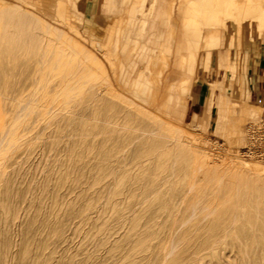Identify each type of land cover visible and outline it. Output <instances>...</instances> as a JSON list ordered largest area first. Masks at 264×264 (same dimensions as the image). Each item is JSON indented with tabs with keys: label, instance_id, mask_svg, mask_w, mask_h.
Returning a JSON list of instances; mask_svg holds the SVG:
<instances>
[{
	"label": "rangeland",
	"instance_id": "374dc122",
	"mask_svg": "<svg viewBox=\"0 0 264 264\" xmlns=\"http://www.w3.org/2000/svg\"><path fill=\"white\" fill-rule=\"evenodd\" d=\"M0 1V264H264V0Z\"/></svg>",
	"mask_w": 264,
	"mask_h": 264
},
{
	"label": "bare ground",
	"instance_id": "6f19581e",
	"mask_svg": "<svg viewBox=\"0 0 264 264\" xmlns=\"http://www.w3.org/2000/svg\"><path fill=\"white\" fill-rule=\"evenodd\" d=\"M110 1H112V0H105V4H108ZM121 1V0H120ZM168 2H170L171 4H174V3H177L176 4V6H170L169 7V11L168 12H174L176 15H174L175 17H179V18H181L182 17V15L183 14H186V13H189V10L190 11H194V12H196V13H199V11H205L206 9L207 10H210V8H211V10H213V4L216 2V1H218V0H167ZM220 2L221 1H225V0H219ZM187 5H191L190 6V8L188 9V7H187ZM212 5V6H211ZM7 6V4L5 5V4H3V3H1V1H0V26H2V24L3 25H5V26H10L11 25V21H12V18H16V21H17V23L15 24V25H17V26H22V24L20 23L21 22V18H20V15H18V16H16L14 13H11L10 11H8V8L6 7ZM210 7V8H209ZM217 7V6H216ZM216 7H214V12H218V11H220V12H223V13H221V14H224V12L226 11L224 8H216ZM175 17H173V18H171L165 25H166V31H167V33H168V35H171L172 33L174 34V31H176V21H175ZM12 26H14V25H12ZM48 27V26H47ZM58 30L60 31V32H63L64 33V36L66 37H70V35H68L66 32H64L63 30H61V29H59L58 28ZM63 33H62V35H63ZM72 38V37H71ZM73 43L75 44V45H77L79 48H82L85 52H86V55H84V57L85 58H87V59H89V60H96L95 59V56H94V54H93V52L91 51V50H89V49H87L86 47H83L82 46V44L79 42V41H77L76 39H74L73 38ZM243 51L244 50H242L241 48L238 50V52H237V54H236V59L237 60H241L242 58H244V53H243ZM215 55H217V51H215ZM233 58V57H232ZM229 60L231 61V58H229ZM96 61H98V60H96ZM149 68L150 67H152L153 66V64L152 63H150L149 65H147ZM141 78V81L143 82L144 80H145V78L146 77H144V76H142V77H140ZM168 79H170L171 78V75L169 74L168 75V77H167ZM107 80V83L109 84V81H108V79H106ZM142 82H140L141 84H142ZM140 87V89L142 90V91H144L145 90V87L144 86H142V85H140L139 86ZM108 86L107 87H105V86H103V87H96V88H94V90L91 92V93H94V92H97V93H99L100 92V94H101V92H103V91H105V92H107L108 90ZM97 90V91H96ZM103 94H105V93H103ZM98 97H99V95H97ZM95 97V96H94ZM96 98V97H95ZM94 98V99H95ZM28 109H29V105H28V103L26 104V103H24V105H22V107H20L19 108V110H18V113H17V117L19 118V117H21L22 115H24V112L25 111H28ZM18 118L17 119H15V121H17L18 120ZM13 144H10L9 142H8V138H7V136L5 135V134H3V135H0V155H2L3 156V154L5 155V153L10 149V147H13L12 146ZM251 196V195H250ZM252 197V196H251ZM250 198V197H249ZM260 198V197H259ZM253 199V198H252ZM255 199V198H254ZM250 200V199H249ZM259 201L260 200H257L256 199V201H253V202H255V204H253L252 205V207H253V209H254V218H253V220L254 219H256L257 221L258 220H261L262 219V217L264 218V204L262 203V201H261V203H262V205H261V203H259ZM263 201H264V199H263ZM234 206V205H233ZM232 206V209L235 211L236 209H237V207H233ZM249 209H250V207H248ZM242 209V208H241ZM238 210V209H237ZM196 211V207L194 206L193 208H192V214H193V212H195ZM240 211V210H239ZM237 212V211H236ZM251 213V212H250ZM235 214V213H234ZM233 215V214H232ZM238 217H239V215H238ZM236 220H237V215L235 214V216L233 215V217H232V219H231V222H233V223H235L236 222ZM255 220V221H256ZM263 222V221H262ZM255 223V222H254ZM253 224V223H252ZM233 225V224H232ZM262 225V224H261ZM231 227V226H230ZM256 228V227H255ZM241 237V236H240ZM256 239V238H255ZM179 245V244H178ZM177 245V246H178ZM179 247V246H178ZM180 248H181V246H180ZM169 252H171V251H169ZM264 257V256H263ZM259 258V257H258ZM261 262H262V260H261ZM174 263V261L172 262V264Z\"/></svg>",
	"mask_w": 264,
	"mask_h": 264
},
{
	"label": "crops",
	"instance_id": "0c3cea01",
	"mask_svg": "<svg viewBox=\"0 0 264 264\" xmlns=\"http://www.w3.org/2000/svg\"><path fill=\"white\" fill-rule=\"evenodd\" d=\"M264 80L260 79L258 82V88L255 91H252L253 95L256 96L257 99L261 98L264 99ZM192 104H187L186 109H185V116L189 115V116H197L200 113V107L199 106H195L193 108H191ZM198 107V108H197Z\"/></svg>",
	"mask_w": 264,
	"mask_h": 264
}]
</instances>
